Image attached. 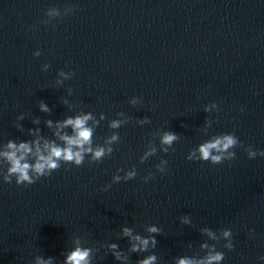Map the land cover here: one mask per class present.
<instances>
[{
  "label": "water",
  "instance_id": "1",
  "mask_svg": "<svg viewBox=\"0 0 264 264\" xmlns=\"http://www.w3.org/2000/svg\"><path fill=\"white\" fill-rule=\"evenodd\" d=\"M89 113L98 161H61L24 186L4 181L0 155V264H66L77 248L88 264H178L213 250L220 264H264V156L245 151L264 150V0H0V152L38 137L42 150L63 146L75 132L56 122ZM225 134L238 140L234 159H188ZM135 236L156 243L133 252Z\"/></svg>",
  "mask_w": 264,
  "mask_h": 264
},
{
  "label": "clouds",
  "instance_id": "2",
  "mask_svg": "<svg viewBox=\"0 0 264 264\" xmlns=\"http://www.w3.org/2000/svg\"><path fill=\"white\" fill-rule=\"evenodd\" d=\"M38 55V53H37ZM47 65H45V68ZM61 76H64L65 73L63 71L60 72ZM39 108L41 111L48 112L50 111L48 105L41 101L39 103ZM243 109H241L242 111ZM91 119V114L86 115H77L74 118L69 116L64 119L62 122L57 121V128H64L67 126H71L75 135H62L59 136V139L64 142L63 146L60 144L45 140L43 143V150L40 145V138L38 137L32 143L28 142H20L13 143L11 141L7 144V151L0 152V155L6 157V159L10 163V167L8 168V174L4 176V181L7 183L12 182V177L15 176V182L17 185H30L34 184L41 177H47L52 174L53 171L58 170L61 167L60 162L63 161L66 164H74L76 166H80L84 163L85 154H92V158L94 160H100L105 155V150L102 147H97L93 149L92 147L86 145L91 144V136L92 129L87 127L86 122ZM147 119V118H145ZM34 123H38V121H34ZM49 127L52 126V121H46ZM120 126V121H113L111 127L116 128ZM31 132L32 130L29 129ZM37 131H39L37 129ZM112 139H116L115 136ZM177 139L175 133L165 132L161 138V143L164 145H172L173 142ZM238 140L234 135L225 134L223 136H218L210 141H206L199 146V156L197 157L195 153L189 155V160H202L208 161L211 164H220L224 161L232 160L235 158V152L229 151L237 146ZM33 145L35 147V152L33 153ZM109 152L111 149L108 150ZM154 149L145 153V157L154 153ZM165 152L168 151L167 148L164 149ZM247 156L252 159L256 156H264V150H256L251 146L245 149ZM227 153V156L224 155ZM29 155L35 156V163L30 164L27 162V157ZM143 159V158H142ZM162 164H167L166 160L161 161ZM157 168L160 172H165V169L160 165H157ZM34 174V175H33ZM135 172H129L127 176L124 178L128 180L135 176ZM151 177V173L148 177H145V182ZM113 182L118 183L121 180V177L114 176L112 178ZM111 187V183L105 185L101 190L106 191ZM185 222H187V218H184ZM151 233H159V229L155 226H152L148 229ZM207 231V230H206ZM125 235H130L131 230L128 228L124 229ZM210 236L211 232L208 233ZM224 237H230V230H225L223 232ZM133 239L139 241V244L132 245V251L138 250H147L149 245V240L151 239L153 245L156 243L154 237L142 238L141 236H135ZM113 248L116 247L115 244L112 245ZM229 250L234 248L232 243L226 245ZM225 253L222 251L213 250V254H209L201 261H194L187 258H181L178 260V264H220V262L224 259ZM89 250L88 249H80L77 248L73 252H71L66 259V264H88ZM116 258L119 259V253L116 254ZM260 259H264V256H261ZM156 257L154 255L148 256L146 259H143L138 262V264H154ZM51 258L49 260H43L41 258H37V264H50Z\"/></svg>",
  "mask_w": 264,
  "mask_h": 264
}]
</instances>
